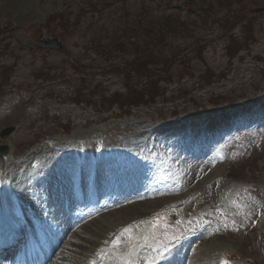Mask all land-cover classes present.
Instances as JSON below:
<instances>
[{"label": "rangeland", "instance_id": "374dc122", "mask_svg": "<svg viewBox=\"0 0 264 264\" xmlns=\"http://www.w3.org/2000/svg\"><path fill=\"white\" fill-rule=\"evenodd\" d=\"M262 3L0 0V132L14 127L0 138V147L7 146L0 158L6 215L19 223H25L21 217L32 220L34 235L49 249L60 243L59 214L88 209L93 216L84 219L98 221L86 228L97 237L68 232L78 237L68 244L63 239L54 259L99 241L101 264H149L163 245L168 252L157 264H264V13L253 12ZM165 18L173 30L162 42L145 36L146 28L136 41L124 40L127 32ZM230 21L234 27L225 33ZM244 25L251 37L243 34ZM230 36L243 40L240 50ZM49 39L61 49L47 52L36 44ZM28 40L31 48L21 50ZM115 40L134 44L113 52ZM95 48L110 51V61ZM147 54L166 67L167 74L157 76L163 96L109 113L100 103L70 101L88 74L103 82L108 95L125 93L115 72ZM137 80L128 83L134 88ZM198 154L209 161L199 172L190 167ZM77 172L99 175V200L102 194L106 206L101 212L87 201L74 202ZM124 196L131 198L122 201ZM129 201L146 205L113 213ZM128 227L131 238L122 235ZM80 253L71 255L76 264Z\"/></svg>", "mask_w": 264, "mask_h": 264}, {"label": "trees", "instance_id": "16d2710c", "mask_svg": "<svg viewBox=\"0 0 264 264\" xmlns=\"http://www.w3.org/2000/svg\"><path fill=\"white\" fill-rule=\"evenodd\" d=\"M232 20H234L233 17ZM235 21L236 19L234 20V22ZM145 25L146 26L143 27L142 29L139 28L137 25L139 29H133L127 32L128 33L127 37L124 40L131 39L136 41L137 39L136 36L139 33L138 31L139 30L144 31V28H146L148 30H145L147 32L146 33L147 35L145 36H152L153 39L151 40L156 41L157 39H160L162 42L164 39L168 38L169 33H171L170 31L173 30L171 21L168 22L166 18L161 23L155 22V24L148 23ZM233 27H234V23L230 21V23H228L224 28L225 33L231 31ZM246 27L247 26L244 25L241 28L245 29ZM251 32H252L251 30H247V29L243 30V34H248L250 37H251L250 34H252ZM119 40H115V42L119 43L120 46L113 45L110 51L121 52L123 51L122 47L131 46L134 44L133 41L132 43H128L129 45H125L123 41L120 42ZM229 40L232 43L237 42V41H233L235 39H233L231 36L229 37ZM143 42H144V46H148L152 44V41L143 40ZM242 42L243 40L237 42L239 44L237 50L241 49L243 45ZM237 43H234V45L237 46ZM116 48L118 49L114 50ZM140 49L142 48L136 47V51ZM110 51L104 50V51H98L97 53L100 55V52H103L102 53L103 57H105L104 60L110 61V56H111V53H109ZM144 58L145 59L142 60L140 57L136 56V60L132 62L129 66L124 65V68L122 70L115 72L116 75L114 74V76H118V79L122 83V88L124 89L125 93L122 94L119 93L118 91H114L112 92V94L108 95L107 91L103 88V82L99 81V78L96 77V75L88 74L86 75V77L80 79V86L76 84L73 95L70 96L71 102H74L76 104L84 103L86 105H91V101H93L96 104L100 103L101 108H104L103 113H109L111 108L114 106L118 111H121L125 109V107L132 108L134 106L146 105V103L150 102L149 100L153 101L155 98L163 96V91H159L161 89L158 86L159 82L162 81V79H159V77L157 76L161 75V72L164 75L167 74L166 67L165 69L158 67L160 61H156V56L154 55L150 56V54H147V56H144ZM149 66L153 67V73H151L152 70L149 69ZM179 72L185 73V71H183L180 68H179ZM208 76L210 75L207 74V77ZM262 77L264 78V74H262ZM134 78L139 79L141 81L140 82L138 80L134 81L133 86L135 87L133 88L129 85L128 82L132 81ZM85 91L87 92V94L83 95V92ZM94 97H96V100H93ZM110 114H112V112Z\"/></svg>", "mask_w": 264, "mask_h": 264}, {"label": "bare ground", "instance_id": "6f19581e", "mask_svg": "<svg viewBox=\"0 0 264 264\" xmlns=\"http://www.w3.org/2000/svg\"><path fill=\"white\" fill-rule=\"evenodd\" d=\"M211 122H212V119H211L210 123ZM201 156H204V157H201ZM191 163H192L191 166H190L191 167V170L192 171L199 172L201 168H203L204 166H206V165L209 164V161H208V157H206L205 155H199L198 154L197 157H195V158H193L191 160ZM98 178H99V175H98ZM83 184L86 185L87 183L84 182ZM94 189H97V190L100 189V192H101V187H100L99 184L94 185ZM121 198H124L122 201H126V200H130L131 196H124V197H121ZM121 203H124V202H121ZM149 203H152V202H149ZM145 205L146 204H144L143 202L142 203L141 202L131 203L129 201V203H127L126 206H124L123 208H121V209H119V210H117L115 212H113V211L112 212L113 213H116V212H119L121 210H128V209H131V211L134 212V211L140 210V208L143 207V206H145ZM0 211H1V213H0V229H2V231H6L7 232V235H5L6 241L4 239V242H3V244H4L7 241L12 240V238H9V236H10V234L13 231H15V232H16V230L21 231V230H23L24 227L27 228V223L26 222L25 223H19V221L17 220V216L16 215H6L7 214V209H6V207H4L2 205H0ZM60 214L57 217L58 218V224H60V234H59V237L60 238L58 239L60 242H63V239L66 238L67 239L66 240L67 242L65 244H68V243L71 242V240H73V237L74 236L78 237V235L76 234V232L74 233V235L68 236V234H69L68 232H71L73 230L74 231L80 230L79 232H82V230L83 231H89L90 233L87 232L86 233V236H90V237L93 236L92 238L97 237V235L94 234L95 232H91L90 229L88 230V228H86L89 224L90 225L91 224L93 225L94 222L98 221L96 219V217L95 218L93 217L90 220L89 219H84V218H86L89 215L90 216H93V215H91L92 213H89V214H87L84 217H79L77 215H74V216H72V215H66L65 213H63L62 215H60ZM75 217H77V218H75ZM100 217H103L104 218L105 216L104 215H101ZM107 229H111V227L110 228H107ZM97 233H98V230H97ZM101 234H103L102 236H105L106 235L105 232L104 233L101 232ZM84 235H85V232H84ZM76 237H74V238H76ZM99 243H101V242H99V241L95 242L94 241V243H90L88 246L85 243V246L87 248L86 247L77 248L74 245L75 246V249H70L67 253H64L63 251H61L59 254L62 255V258H59V259H54V255L58 252V249H59L60 245H58V244L55 245L54 244L53 247H52V249L50 250V254H49L48 259H47V261H46L45 264H50V263H52V264H69L70 263L69 260L70 259H73L71 257V255H73V253H76V251H78L79 249H82V251H83V253H80V254H83V257H82V261L79 264H92V261H95V264H97V262H98V256H97L98 250H96V249L99 247ZM66 254H67V256H66ZM75 255H78V254H74V256ZM72 262H73V264H76L78 262V260L77 259L76 260L73 259ZM0 264H7V263L4 260L0 259Z\"/></svg>", "mask_w": 264, "mask_h": 264}, {"label": "water", "instance_id": "95a60500", "mask_svg": "<svg viewBox=\"0 0 264 264\" xmlns=\"http://www.w3.org/2000/svg\"><path fill=\"white\" fill-rule=\"evenodd\" d=\"M253 12L257 13V12H264V3H262L260 5L259 8L257 9H254ZM33 45V42L32 41H26L25 43H23L21 46L24 48V49H30L31 46ZM38 46L40 48H44V49H47L48 51L50 50H53V49H56V50H60L61 49V45L59 44L58 40L56 39H50V40H47L46 42L44 43H39ZM14 130V127H6L5 129H3L0 133V137L2 139H5L7 138ZM7 153V147L6 145H2L0 147V156H4L5 154Z\"/></svg>", "mask_w": 264, "mask_h": 264}, {"label": "snow or ice", "instance_id": "6c2138e0", "mask_svg": "<svg viewBox=\"0 0 264 264\" xmlns=\"http://www.w3.org/2000/svg\"><path fill=\"white\" fill-rule=\"evenodd\" d=\"M131 232H132V228L128 227V228L123 229L122 235L129 234V238H131L130 237ZM119 241H120V238L118 237L117 240L114 242L116 246L119 245ZM154 251L156 252V256L152 260L149 261V264H157L158 260L165 259L166 258L165 253L168 252V247L167 245H163L160 249H154ZM92 264H95V261H92ZM118 264H134V262L131 259H120L118 261ZM223 264H227V261H224Z\"/></svg>", "mask_w": 264, "mask_h": 264}]
</instances>
